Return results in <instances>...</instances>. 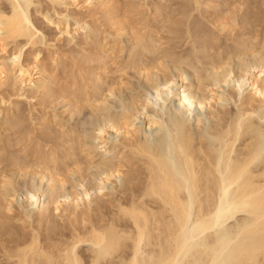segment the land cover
<instances>
[{"label": "bare ground", "instance_id": "1", "mask_svg": "<svg viewBox=\"0 0 264 264\" xmlns=\"http://www.w3.org/2000/svg\"><path fill=\"white\" fill-rule=\"evenodd\" d=\"M6 1L10 5V11L6 9V12L0 7V44L3 47L0 46L5 48L9 42L17 44L20 39L24 40L25 46L36 45L37 35L42 32L37 30L31 20V0ZM93 1L51 0V3L55 7L65 6L66 11L70 9L68 7H78L81 2L84 7L90 6ZM188 1V7H191L192 1ZM198 3L199 1L196 2L197 5ZM193 4L196 5L194 2ZM199 5L197 7L200 9ZM53 10L59 19L54 20L53 15L50 16L51 13L45 14L49 25L62 24L63 34L72 35L73 25L68 15L70 12L64 14L57 12L55 8ZM188 16L190 17V14ZM241 18L243 21L246 15ZM189 19L187 18L188 22ZM75 25V33L84 27L89 28V24L79 20ZM224 26L222 28H225ZM182 28L181 26V34ZM132 30H135V27ZM177 30L180 34V30ZM195 32L194 30V34ZM188 33L186 37L183 33V39L191 48L190 51L186 48L185 53H182V50L181 53H173L171 50L162 53L161 50V55H158L154 41L151 39L150 43L147 39L154 46L157 55L151 47L149 50V47H143L151 58L148 57L147 61L135 67L137 74L141 75L139 77L143 76L150 86V90L138 99H132L121 114L108 118L104 124L96 127L98 144L103 153L100 162L96 164L99 173L89 188L83 183L86 177L81 176L83 182L78 184L82 191H72L70 195L69 192L63 194L59 186L61 184L64 187L65 181L55 177L48 169H38L34 171V178L38 175L41 184L46 179L47 188H33L19 195L29 206L42 211V218L48 220L51 213L57 216L62 214L61 216H67L73 223L81 204L86 205L87 213L90 212L91 206L97 205V201L105 197H115V204L111 202L113 205H108L106 200H101L99 207L96 206L97 213L104 212L101 218L98 217L95 221L85 219L81 214L79 226H73L70 231L64 229L67 232L61 229L65 242L62 241L64 243L60 246L50 245L46 240L43 242L41 234L35 229L31 231V235H24L19 233L20 231L17 232L15 227L16 232H9L11 239L7 242L5 239L6 244L1 246L4 259L0 260V264H264V62L260 60L257 64L249 63V66H245L242 65L243 60H240L243 57L237 58L242 67H237L238 72L235 74L229 66L231 57L244 55L245 58V55L250 54L256 56L258 45L251 44L253 40L246 42L248 39H242L243 42L236 43L232 51H222L220 48V53L217 52L219 55L214 57L211 50L220 44V37L209 38ZM170 43L171 41L169 46ZM226 43L228 45L227 39ZM199 46L204 47V51H201ZM23 48L24 46L15 49L10 55L9 63L5 61L7 59L0 58V87L7 80H11L12 86L20 91L41 92L46 90L48 85L50 89L51 75L48 70L40 67V54H37L33 61L30 58L23 60ZM144 50L142 49L143 53ZM205 65L209 68H204ZM171 67L177 75L168 74ZM186 69L192 71L194 85L185 83L188 80L184 74ZM159 75L161 80L155 78H159ZM244 87L249 91L246 95L241 94ZM46 92L48 93L47 90ZM109 133L113 139L109 137ZM88 155L92 156V153L89 152ZM133 160L136 164H132ZM90 165L93 166V162H90ZM127 165L131 171H124ZM135 165L137 168L132 169ZM71 169L73 171V168ZM76 169L80 170V166ZM80 171L82 172V169ZM80 171L75 170V174L78 173L79 176ZM115 180L126 182L125 192L120 198L116 194L119 192L114 185ZM1 183L3 186L0 192V230H3L9 226L6 225L10 223L7 214L13 213L17 194L15 188V191H10L13 188L11 181L3 179ZM78 184L77 189L80 188ZM107 190L108 193H105ZM47 192L52 193L48 202L44 200ZM21 215L22 218L18 217L16 222L25 223L31 219L30 215L24 212ZM23 231L21 229V232ZM84 246L87 254L82 251Z\"/></svg>", "mask_w": 264, "mask_h": 264}, {"label": "rangeland", "instance_id": "2", "mask_svg": "<svg viewBox=\"0 0 264 264\" xmlns=\"http://www.w3.org/2000/svg\"><path fill=\"white\" fill-rule=\"evenodd\" d=\"M94 1L91 3L90 6H86L87 8L84 7L85 5H83V3L81 2L78 7H68L70 9L65 11V6L55 7L53 6V3H51V0L50 1L31 0L32 4L30 5L29 8V14L31 20L34 23L37 30L39 32H42V33H38L37 35L38 36L37 44L34 46L31 45V47L30 45L25 46V43H23L24 40L22 39H20L17 44L11 42L7 43L8 45L5 47L6 49L2 48L3 46L0 44L2 46V47L0 46L1 47L0 50L2 49V51L0 52V58L3 57L7 59L5 60L7 63L10 62L9 60L10 55H12L15 49H18L20 47L22 48L23 46L25 48V50L23 48L24 50L23 51L24 55L22 58L23 60H27V59L29 60L30 58L31 61H33L36 55L40 54L38 58L40 67L45 69L46 71L48 70L47 72L51 75V79H52L50 82L51 84L50 89H49V85L46 89L48 93L46 92V90L41 92H36L33 90L20 91L16 87L14 88L12 86L11 80L10 81L7 80L4 83V85L0 87V160L2 161V162L0 161V189L1 186H3V184L1 183L2 180L3 179L9 180L12 182L11 188L13 187L12 189H10V191L11 190L15 191L13 190L15 188L17 194L16 197L17 202L15 201L13 208L14 210L12 211L13 213L7 214L9 216L8 218L10 223H6V225L7 226L9 225L10 228L9 226L6 227L4 225L6 228L0 230V238H1L0 247L5 245L6 244L5 242L11 239L9 238V234L11 232L14 233L16 232V230H18L17 232L20 231L19 233H22L24 235L25 234L31 235L34 229L41 234L40 236L43 242H45L46 240V242L49 241L48 243H50V245L60 246L61 243L65 242L61 234V229L62 230L66 229L70 231L73 230L74 228L73 226H79V224L81 223V222L79 223V221H81L80 219L82 218V217L80 218L81 214H83L82 216H84L85 219L88 218L96 221V219L101 218L104 212H102V214H99L100 212L97 213V209H98L97 207H99L98 204L104 200L108 202V203L106 202L108 205L109 203L110 205L115 204L114 201L115 197L113 196L105 197L103 200L99 199V201L101 200L102 201L101 202L97 201V205L96 204L93 205L95 207L91 206V209L89 210L90 212H88L89 214L87 213L86 205L81 204L82 206H80L78 210L79 213H76L78 215L77 217L75 216L76 219L74 218L76 221L73 223L67 216L65 215L61 216L62 214L60 216H57L51 213L48 215L49 216L48 220L47 218H42L41 217L42 211L36 209L35 207L29 206L25 199L19 198L20 197L19 195L25 194L29 189H33V188L42 187V189L44 190L45 188H47L48 181L46 179L44 180L43 184H41L40 177L38 175H35L34 178V173H35L34 171L35 170L37 171L38 169L39 170L48 169L55 177L65 181L64 184L65 188L63 187V185L61 186V184H60L61 187L58 185L59 190L62 188L61 193L63 194H68L69 192L70 195L72 191H76V190L77 192L82 191V188L79 185L81 184L80 182H83L82 177H86L85 178L86 181L84 180L83 182L84 185L87 188L91 186L90 185L92 184L91 182H94L95 177L99 173V169L98 167H96L97 166L96 164L100 162L101 154L103 153L101 151L102 149H100V146L98 144L99 142L96 136V131H97L96 129L100 125L104 124V122L107 121L108 118L110 119V117L112 116L121 114L124 111L123 110L124 107L127 108L126 106L129 105V102L132 99H138L141 95L145 94L146 91L150 90L149 88L150 86L147 84L143 76L139 77L141 75H139L140 73L137 74V70L135 67L136 65L138 64L140 65L144 61H147L146 59L148 57L151 58L150 54L148 55L147 52H145L144 50L145 48L143 47L146 48L149 47L148 50L151 47V50L154 51V54L156 53V55H157L156 50H158V52L162 50L161 51L162 53L167 50L168 52H170L171 50V52L173 53L175 52L181 53L182 50V53H185L186 48L187 51H190L191 48V45L188 43L186 44L183 39L184 35L186 37L187 32H189L188 34L191 33L192 35L195 36H198L199 34V36L205 35L206 37L208 36L209 38L219 39L220 37L219 39L220 44L215 45V47L212 48L211 50L214 57H217L219 55L218 53H220L219 50L222 49V51H225V49H227L232 51L234 50L236 43L243 42L242 39L244 41L248 39L246 40V42H248L249 40H250L249 42H251L253 40L251 44L254 43V45H258L256 49L257 53H255L256 56L253 54L252 55L250 54V56L245 55V58L244 55L242 56L238 55L235 57L232 56L234 57V60L231 57V60L233 62L232 61L229 62L230 69H233L235 74H237L238 72L237 70L241 66L240 61H238L240 57H243L240 60H243L244 64L242 63V65L245 66H247V64L248 66L254 63L257 64L260 62V60L261 61L263 60L264 62V47H263L264 46V0H217V1L208 0L209 2L207 0H195L196 2L199 1L198 5L201 4L199 5L200 9L197 7L198 5L194 0H190V2L192 1L191 3L192 8L190 6H189L190 8L188 7V2H189L188 0H187V4H186V0H94ZM0 2H1L0 3L1 9L6 12L8 10L9 12L10 11L9 3L6 0H1ZM193 2L197 6L194 5ZM53 7L59 13L64 12L65 14L70 12L68 13V15L70 16V23L73 25V27L71 28L72 35L63 34L64 26L62 24H60V26L54 25L52 23L49 25V22L44 17L45 14L51 13L50 16L52 17L53 15L54 20L59 19V17L55 15ZM187 8L189 12L192 11L191 12L192 14L188 12ZM195 8L197 9V12ZM198 10H200L201 13ZM182 14H183V20H182ZM186 14L188 15L190 14V17L187 15V18L188 19L190 18L189 19L190 22H188L187 18L185 19ZM170 15L171 17H169ZM245 15L246 18L244 19L245 22H247L248 24L244 22V19L242 21L241 17H245ZM78 20L81 23L85 22L89 24L88 25L89 28L87 29V27H84L83 29H80L79 31H77V33H75L73 29L76 26L75 22L76 21L78 22ZM167 20L171 24L167 22ZM181 20L183 22H181ZM184 20L185 23L187 22L186 26ZM188 24L190 27L188 26ZM237 25L238 27H236ZM181 26L183 27L182 34L180 30ZM187 26L188 28H190L189 30L187 29ZM222 26H224L225 28H222ZM134 27L135 30H132V28L134 29ZM248 27L250 29H248ZM61 29H63V32ZM177 29L180 30V34ZM215 29L218 30L216 31ZM124 30L126 31V33ZM194 30L196 31L195 34H194ZM169 31L172 34L168 33ZM41 34L44 35L42 36ZM219 34L220 36H218ZM173 36L174 38H176L175 40ZM142 39L144 43L143 41H141ZM147 39L150 41V43L154 41L155 44L154 46L156 50L153 49L154 46H152V44H150L149 41H147ZM181 39L183 42L181 41ZM226 39L228 45L226 43ZM140 41L143 44L140 45L139 44L141 43ZM161 41L163 42L165 41V42L163 43ZM169 41H171L170 46H169ZM172 42L174 45L172 44ZM182 43L184 44L182 45ZM174 47L175 49H173ZM182 47H184V49H182ZM260 47H262V49ZM199 48L201 50L202 46H199ZM258 48L260 49L258 50ZM142 49L144 50L145 53L142 52ZM201 51H204V47L202 48ZM161 52H159L158 55H161ZM143 57L145 59H143ZM258 57L260 58L258 59ZM133 59L134 61H136L135 63ZM244 59L247 61V63L246 61H244ZM231 62L233 66H231ZM205 67L207 69L209 68L208 65H205L204 68ZM175 73L176 71L172 67L168 71V74L170 75H175ZM184 74L186 77H188L187 79L189 80V81L186 80L185 83L188 85L191 84L194 85L195 80L192 71L186 69ZM157 76H155V78L157 80L158 79L161 80V76L159 75V78ZM246 89H247L246 87L242 88L241 94L243 93L244 95H246L247 93H249V91ZM111 91H113L114 94ZM110 94H112L113 96H111ZM98 103L99 104L101 103L100 104L101 106L98 105ZM231 106L233 107L232 104ZM96 108L98 110L97 112H96ZM203 113H207V111H203ZM109 137L113 139V136L111 134ZM38 144L40 147L38 146ZM91 150L93 151L91 152ZM89 152L90 154L92 153V156L88 155ZM90 158L92 159V161ZM18 162L20 166H18ZM90 162H93V166L90 165ZM21 163L23 164V167ZM84 164H86L87 166ZM132 164H136V161L133 160ZM79 166H80V170L82 169V172L76 169V167L79 168ZM21 167L23 168V170L19 171V169H22ZM71 168H73V171ZM136 168L137 166L135 165L132 169H136ZM70 169H71V173H70ZM94 169L97 170L98 172H96ZM75 170L76 172L80 171L79 176L78 173L75 174ZM124 171H131V169L127 165ZM14 172H16V175ZM67 175L70 176L67 177ZM64 176H66V178H64ZM73 178L75 179V181ZM69 182L71 183L69 184ZM74 182L77 184L79 183L78 185L81 189L80 188L77 189L78 186ZM85 182L89 185L87 186ZM125 183H126L125 181L116 182L115 180L114 185L119 192L116 193L118 198L123 196L125 192V188H126ZM0 192H2V189L0 190ZM47 193L45 195L44 200L48 202L50 199L49 196L51 197L50 195L51 192H47ZM105 193H108V190L105 191ZM111 202H113V204ZM65 207L67 206L65 205ZM41 209L43 210V208ZM22 212L26 213L28 216L30 215L31 219L28 220V222L26 221L25 222L26 224L23 223V221L16 222V219L17 220L19 219L18 217L22 218V216L24 215V214L21 215ZM42 219L44 221H42ZM29 223L32 225H30ZM56 228H58L57 229L58 234L60 233L59 236L57 234V231L56 232L54 231ZM21 229L24 231L21 232ZM66 230H64V232H67ZM54 234L56 235V237H54ZM0 251H1L0 260H2V258L4 259V257H2L3 255L2 253H4L2 247ZM82 251L84 252V254H87L86 246L83 247ZM3 264H7V263L3 262Z\"/></svg>", "mask_w": 264, "mask_h": 264}]
</instances>
